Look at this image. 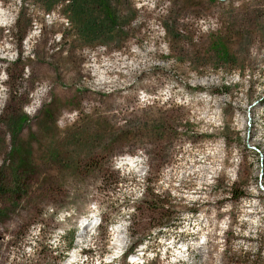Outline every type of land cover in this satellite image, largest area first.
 Segmentation results:
<instances>
[{
  "label": "rangeland",
  "instance_id": "obj_1",
  "mask_svg": "<svg viewBox=\"0 0 264 264\" xmlns=\"http://www.w3.org/2000/svg\"><path fill=\"white\" fill-rule=\"evenodd\" d=\"M76 1L0 0V264H264V0Z\"/></svg>",
  "mask_w": 264,
  "mask_h": 264
},
{
  "label": "trees",
  "instance_id": "obj_2",
  "mask_svg": "<svg viewBox=\"0 0 264 264\" xmlns=\"http://www.w3.org/2000/svg\"><path fill=\"white\" fill-rule=\"evenodd\" d=\"M78 1L79 0H77L76 2L78 3ZM99 2H101V1H99ZM75 6H76L77 12H79L80 10H82V7H81L82 5H79V4L77 5L76 4ZM102 13H103V16H101L102 18H101V20H99L97 22V24L93 20H91V21L90 20H87L83 24L84 30H86L88 33H95V34H97V33H103V31H105V28H108L109 29V27H112L111 29H113L116 26L117 22H116L114 16L112 15V13L110 12V10L109 9L102 10ZM230 189H231V190H229L230 191V194L234 196V199L235 200H237L238 198H240V197L243 196V193H235V191H234V189H233L232 186L230 187ZM153 196H154L155 201L157 203H160L161 204V195L154 192ZM159 207L160 206H158V208ZM137 208H139V206ZM137 208H135V209H137ZM158 214H161V208H159ZM105 222H106V219L103 216H101V218H100V225H104L103 227L105 228V231H106L105 233H109V224H107V222L105 224ZM163 225L165 227V226H167L169 224L166 223V224H163ZM157 229H159L161 231V225H159V227H157ZM145 240H146L145 238H140L139 241L140 242H143ZM73 241H74V237H72V238L69 239L68 249L72 248Z\"/></svg>",
  "mask_w": 264,
  "mask_h": 264
},
{
  "label": "bare ground",
  "instance_id": "obj_3",
  "mask_svg": "<svg viewBox=\"0 0 264 264\" xmlns=\"http://www.w3.org/2000/svg\"><path fill=\"white\" fill-rule=\"evenodd\" d=\"M116 249V248H115ZM72 260L70 259V257L67 259V261L64 264H71Z\"/></svg>",
  "mask_w": 264,
  "mask_h": 264
},
{
  "label": "clouds",
  "instance_id": "obj_4",
  "mask_svg": "<svg viewBox=\"0 0 264 264\" xmlns=\"http://www.w3.org/2000/svg\"><path fill=\"white\" fill-rule=\"evenodd\" d=\"M29 111H31V109H29ZM129 162H131V161H129Z\"/></svg>",
  "mask_w": 264,
  "mask_h": 264
}]
</instances>
